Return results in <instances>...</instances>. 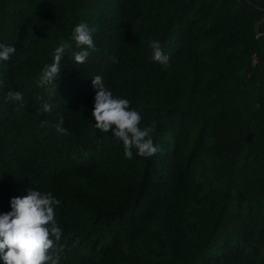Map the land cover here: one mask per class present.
<instances>
[{"label": "trees", "instance_id": "1", "mask_svg": "<svg viewBox=\"0 0 264 264\" xmlns=\"http://www.w3.org/2000/svg\"><path fill=\"white\" fill-rule=\"evenodd\" d=\"M249 2L0 0V44L16 49L0 61V214L51 192L58 264H264V0ZM82 22L94 49L76 64ZM61 44L50 99L38 81ZM96 75L155 125V155L128 159L95 128Z\"/></svg>", "mask_w": 264, "mask_h": 264}, {"label": "clouds", "instance_id": "2", "mask_svg": "<svg viewBox=\"0 0 264 264\" xmlns=\"http://www.w3.org/2000/svg\"><path fill=\"white\" fill-rule=\"evenodd\" d=\"M93 31L83 22L75 26L72 39L77 48L84 49L74 53L76 64H83L89 55L87 49H94ZM150 47L151 58L167 68L169 56L162 51L161 43L153 40ZM67 48L68 45L65 44L56 47L52 62L42 69L38 84L47 87L50 99L57 91L61 60ZM15 51L9 43L0 44V61H9ZM92 84L97 90L92 112L96 129L103 133L112 129L113 136L123 142L124 155L128 159L133 158V149L137 155L145 158L160 151L152 139L154 124L142 129L140 113L130 109L129 100L114 97L101 76H94ZM5 99L22 101L23 95L19 91H9ZM53 107L51 103L44 102L42 111L51 112ZM55 131L60 135L68 134L63 116L55 124ZM60 203L51 192L45 193L37 189H29L27 195L11 199V211L0 214V258L4 264H58L65 247L61 242L62 232L56 223L54 212Z\"/></svg>", "mask_w": 264, "mask_h": 264}, {"label": "water", "instance_id": "3", "mask_svg": "<svg viewBox=\"0 0 264 264\" xmlns=\"http://www.w3.org/2000/svg\"><path fill=\"white\" fill-rule=\"evenodd\" d=\"M239 2L246 4V5H251V3L249 2V0H238Z\"/></svg>", "mask_w": 264, "mask_h": 264}, {"label": "built area", "instance_id": "4", "mask_svg": "<svg viewBox=\"0 0 264 264\" xmlns=\"http://www.w3.org/2000/svg\"><path fill=\"white\" fill-rule=\"evenodd\" d=\"M255 62H256V57L253 56V57H252V64H255Z\"/></svg>", "mask_w": 264, "mask_h": 264}]
</instances>
